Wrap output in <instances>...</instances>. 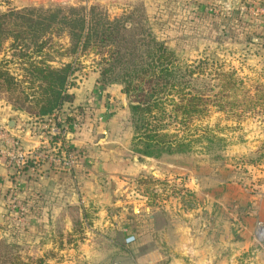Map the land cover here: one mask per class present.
Instances as JSON below:
<instances>
[{
  "label": "crops",
  "instance_id": "crops-1",
  "mask_svg": "<svg viewBox=\"0 0 264 264\" xmlns=\"http://www.w3.org/2000/svg\"><path fill=\"white\" fill-rule=\"evenodd\" d=\"M78 1L0 0V12ZM82 84L85 89L70 90L74 102L61 109L64 118L75 117L77 107L97 99L96 79L89 75ZM90 87L91 94L86 91ZM116 99L123 102V96ZM47 126H52L47 117L30 118L0 103V129L8 127L26 150L61 143L78 156L69 172L43 164L25 168L20 176L0 160V202L9 207L8 193L17 186L18 205L26 210V233L34 230L36 238L47 240L60 263L264 264V241L255 236L254 221L246 222V236L236 245L232 236L219 235L218 206L212 199L203 209L188 207L180 194L169 196L166 183L172 175L186 174L184 167L170 170L177 156L140 159L132 152L133 133L124 140L103 136L123 124L85 125L77 135L55 130L50 141L41 133Z\"/></svg>",
  "mask_w": 264,
  "mask_h": 264
},
{
  "label": "rangeland",
  "instance_id": "rangeland-1",
  "mask_svg": "<svg viewBox=\"0 0 264 264\" xmlns=\"http://www.w3.org/2000/svg\"><path fill=\"white\" fill-rule=\"evenodd\" d=\"M70 6L98 7L110 21L131 15L130 28L138 26L142 14H148L152 22L147 30L182 64L209 65L205 83H199L196 89L208 92L214 100L222 96L223 87L222 79L210 73L215 70L233 76L236 88L231 95L236 98L246 97V90L254 95L257 86L264 88V0H81ZM98 62L100 58L93 52L81 57L70 80L74 89H85L82 83L86 77L98 76ZM11 72L19 80L26 78L22 67L12 66ZM90 90L86 89L88 93ZM94 90L97 99L90 104L83 99L84 105L77 107L74 115L88 117L94 110V124H123L120 130L106 131V139L130 138V100L122 93V86L113 84L96 90L95 84ZM117 96H123V102ZM234 108L222 112L216 105L196 123L223 142L211 147L199 145L190 154L176 155L170 170L180 166L186 168V174L172 175L166 186L172 192L170 197L180 194L188 207L199 205L204 209L212 199L218 206L219 235L232 236L237 245L241 236H246L248 221H254L255 236L264 241V108ZM15 195L11 189L9 207L0 202V264H10L16 256L20 264H31L39 258L45 264H62L47 240L36 238L34 230L26 233V212L20 216L19 210L11 207L14 198L18 202ZM205 213L202 211L203 217Z\"/></svg>",
  "mask_w": 264,
  "mask_h": 264
},
{
  "label": "trees",
  "instance_id": "trees-1",
  "mask_svg": "<svg viewBox=\"0 0 264 264\" xmlns=\"http://www.w3.org/2000/svg\"><path fill=\"white\" fill-rule=\"evenodd\" d=\"M132 20L128 15L110 21L95 6L30 7L0 13V101L30 118H51L74 102L70 93L74 66L93 52L100 58L96 90L119 84L130 100L131 148L140 159L186 155L199 145L223 142L207 127L196 125L216 105L222 112H231L235 106L264 108V88L257 86L254 95L246 90V97L236 98L231 95L236 88L233 76L217 70L210 73L222 79V96L214 100L208 92L198 91L197 85L209 75V65L182 64L147 30L152 22L148 14L139 17L137 27L130 28ZM12 66L22 67L26 78L15 77ZM95 116L92 110L88 117L79 114L64 122H76L78 129L73 133L77 135L85 125H95ZM11 261L20 264L17 256ZM45 262L39 258L31 264Z\"/></svg>",
  "mask_w": 264,
  "mask_h": 264
},
{
  "label": "built area",
  "instance_id": "built-area-1",
  "mask_svg": "<svg viewBox=\"0 0 264 264\" xmlns=\"http://www.w3.org/2000/svg\"><path fill=\"white\" fill-rule=\"evenodd\" d=\"M75 117L72 116L71 118ZM49 121L52 122V126L55 129H53L52 126H47L41 131L44 138L48 141L52 139V131L57 130L61 132L63 130L67 134H74L73 130L78 129V124L76 122L65 123L64 116H61L60 111L49 118ZM62 146L63 145L60 143L59 146L26 150L18 139L11 136L7 128L0 129V160H2L7 168L17 176H20L24 169L29 166L38 168L43 164L55 165L58 170L66 172L71 171L77 165L78 156L75 153L69 152V150H66V148ZM17 190V186L12 189L16 195ZM13 201L11 207L18 209L20 216H24L26 210L19 206L18 202H15V198Z\"/></svg>",
  "mask_w": 264,
  "mask_h": 264
}]
</instances>
